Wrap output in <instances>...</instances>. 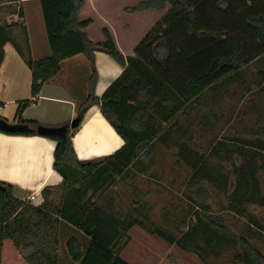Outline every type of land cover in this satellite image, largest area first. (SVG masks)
I'll use <instances>...</instances> for the list:
<instances>
[{
    "label": "trees",
    "instance_id": "trees-1",
    "mask_svg": "<svg viewBox=\"0 0 264 264\" xmlns=\"http://www.w3.org/2000/svg\"><path fill=\"white\" fill-rule=\"evenodd\" d=\"M19 1L0 0V67L9 43L31 73L30 100L19 103L15 116L20 117L42 86L60 73L63 61L82 56L90 70L88 92L76 104L75 118L81 123L86 111L97 106L123 145L102 160L81 162L71 144L78 127L42 136L56 144L52 167L62 183L44 188L37 208L0 183V264H127L117 255V245L126 239L125 217L100 214L93 209L95 202H87L88 210L82 185L97 193L135 164L147 175L154 143L205 91L244 69L264 75V0H139L126 12L161 13V21L127 57L117 49L108 29L101 30V42L90 38L87 29L93 21L78 18L84 0H39L49 56L35 61L19 23L23 18ZM13 16L17 21L11 20ZM96 52L122 69L100 98L93 93ZM18 125L25 130L0 132L39 136L36 122L19 120ZM189 191L201 205L208 200L199 180L189 185ZM202 219L218 240L235 241L249 264H264V256L247 240L228 238L224 226L210 220L208 212ZM154 235L163 237L161 230ZM176 245L207 263L196 246L179 241Z\"/></svg>",
    "mask_w": 264,
    "mask_h": 264
},
{
    "label": "rangeland",
    "instance_id": "rangeland-1",
    "mask_svg": "<svg viewBox=\"0 0 264 264\" xmlns=\"http://www.w3.org/2000/svg\"><path fill=\"white\" fill-rule=\"evenodd\" d=\"M138 2L87 0L86 4L97 25L105 21L114 29L129 56L162 16L126 12ZM104 28L108 29L96 26L101 37ZM92 35L97 39L96 30ZM262 128L264 75L244 69L205 91L195 106L161 133L147 175L135 164L97 193L83 184V202L88 210L87 202H95L93 209L100 214L125 217L126 239L117 245V255L127 264H249L235 241H220L202 225V214L208 212L210 220L224 226L228 238L242 237L264 256ZM196 180L208 198L203 205L189 191ZM158 230L162 238L154 235ZM176 241L196 246L207 263L179 248Z\"/></svg>",
    "mask_w": 264,
    "mask_h": 264
},
{
    "label": "crops",
    "instance_id": "crops-1",
    "mask_svg": "<svg viewBox=\"0 0 264 264\" xmlns=\"http://www.w3.org/2000/svg\"><path fill=\"white\" fill-rule=\"evenodd\" d=\"M22 23L27 35L32 60L49 56L44 23L39 0H20ZM87 0L78 18L90 19L87 29L90 38L101 42L102 24L112 30L111 35L120 53L127 57V50L114 35V29L105 21L99 25L88 15ZM139 14V13H137ZM97 33V39L92 31ZM124 30L127 32V27ZM96 82L93 93L100 98L105 89L121 74L122 69L107 55L94 53ZM90 70L82 56L65 60L60 64V73L40 89L38 96L26 106L20 117L15 113L19 103L30 100L31 73L11 44L4 46V60L0 67V120L18 125L19 120L36 122L42 127L58 128L69 125L75 118L76 104L85 100L88 92ZM10 110L6 112V109ZM11 120V121H9ZM72 149L81 162L102 160L119 150L123 141L102 118L97 106L90 107L71 138ZM55 142L42 136L7 135L0 132V183L11 186L22 202H28L30 194L36 195L35 202H28L37 208L42 203L41 191L46 187H57L61 176L54 171L53 152ZM54 202V201H53ZM56 204V202H54Z\"/></svg>",
    "mask_w": 264,
    "mask_h": 264
},
{
    "label": "water",
    "instance_id": "water-1",
    "mask_svg": "<svg viewBox=\"0 0 264 264\" xmlns=\"http://www.w3.org/2000/svg\"><path fill=\"white\" fill-rule=\"evenodd\" d=\"M80 125V119L74 118L67 127H58V128H46L38 127L36 129V134L39 136H52V135H61L64 134L68 129L73 130ZM0 130L4 132H21L25 130V127L22 125H10L6 122L0 120Z\"/></svg>",
    "mask_w": 264,
    "mask_h": 264
},
{
    "label": "built area",
    "instance_id": "built-area-1",
    "mask_svg": "<svg viewBox=\"0 0 264 264\" xmlns=\"http://www.w3.org/2000/svg\"><path fill=\"white\" fill-rule=\"evenodd\" d=\"M17 16H13L11 18L12 21H17ZM9 24V23H8ZM27 201L32 203V202H35L36 201V195L35 194H30L28 197H27Z\"/></svg>",
    "mask_w": 264,
    "mask_h": 264
}]
</instances>
